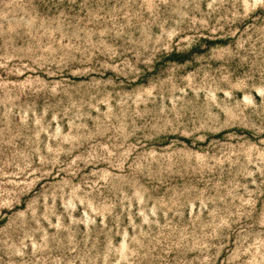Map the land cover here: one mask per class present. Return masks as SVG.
<instances>
[{
  "label": "rangeland",
  "instance_id": "1",
  "mask_svg": "<svg viewBox=\"0 0 264 264\" xmlns=\"http://www.w3.org/2000/svg\"><path fill=\"white\" fill-rule=\"evenodd\" d=\"M0 264H264V0H0Z\"/></svg>",
  "mask_w": 264,
  "mask_h": 264
}]
</instances>
